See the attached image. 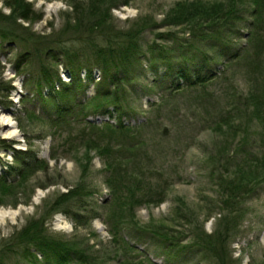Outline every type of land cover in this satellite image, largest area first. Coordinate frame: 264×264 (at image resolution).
<instances>
[{
    "label": "rangeland",
    "instance_id": "rangeland-1",
    "mask_svg": "<svg viewBox=\"0 0 264 264\" xmlns=\"http://www.w3.org/2000/svg\"><path fill=\"white\" fill-rule=\"evenodd\" d=\"M28 1L43 18L18 20L28 28L23 40L0 36V117L10 123L0 127V242L40 223L42 233L70 242L93 264H213L194 236L215 230L225 235L230 228L224 239L227 264H264V29L254 38L256 18L264 19L261 4L79 0L85 13L78 23L70 7L74 0ZM0 10L9 12L3 0ZM96 19L104 22L92 28ZM111 27L126 30L142 54L123 104L124 118L140 126L128 148L97 142L92 127L83 125L89 104L75 123L53 125V105L34 83L36 66L20 72L16 67L17 56L35 40L62 39L84 53L94 45L77 42L79 32L97 38V30ZM203 35L223 40L211 46L209 37L203 39L193 52L198 58L186 64L196 68L207 53V65L226 62L224 73L205 86L166 91L172 71L185 69V62L175 58L172 71L165 63L153 71L150 48L176 51V45ZM232 48L242 53L228 62L230 55L223 54ZM93 91L89 86L78 97ZM102 117L89 116L97 124ZM237 165L245 171L233 178ZM68 190L75 196H61ZM61 198L67 202L58 204ZM160 232L173 234L178 244L168 246ZM19 248L0 243V264H32Z\"/></svg>",
    "mask_w": 264,
    "mask_h": 264
},
{
    "label": "trees",
    "instance_id": "trees-1",
    "mask_svg": "<svg viewBox=\"0 0 264 264\" xmlns=\"http://www.w3.org/2000/svg\"><path fill=\"white\" fill-rule=\"evenodd\" d=\"M3 2L9 9L8 13L0 10V36L5 40H23L21 32H23V29L27 30L28 28H25L26 26L22 25L18 21L19 19L30 24L43 18V12L36 10L31 1L3 0ZM257 2L262 6L260 10H264V0H257ZM79 3V0H74L70 3L71 10L75 13L78 23L85 13V10L78 6ZM262 14L263 11H261ZM256 19L257 24H259L254 26L255 39L261 30L264 29L263 16ZM101 21L104 22L101 19H96V23L94 22L92 28L100 27ZM2 22L7 23V25H1ZM95 31H91V33ZM97 31L99 32L98 35H100L97 38L79 32L77 42H81V44L92 42L94 45V48L91 47L88 52L84 53L74 51L78 46H71L72 48H70L68 43L62 39H53L54 43L50 40H45L46 37L42 38L44 40H35L34 44H28L27 48L23 49V52L17 56L16 67L18 72H20L24 67H29L30 63L36 66L37 73L34 76V83L38 86V93L43 100L53 105L52 114L49 115V121L53 125L59 127L63 124L75 123L81 107H84V104H89L92 108L84 116V113L82 114V119L86 122L83 125L89 128L92 127L91 132L95 133L94 136L97 142L100 143L107 140V146H110L114 141V147L128 148V141L134 139L135 132H137L140 126H134L124 118L126 112L123 111V104L126 102L125 96L128 85L136 77L135 72L141 66V50L137 48L136 41L132 42V37L127 35L126 30L111 27V29L106 31ZM207 37L211 40V46L223 40L214 35H203L200 38L197 37L196 42L176 45V51L171 46L160 45L156 47L152 45L149 62L153 71H158V64L160 63H165L167 70L172 71L174 67H172L171 62L175 58H180L185 62H183L185 64L184 67H186L185 69L175 68L174 71L176 72L172 71L170 76L174 77L173 82L165 87L166 91L171 92L172 90L177 91L193 86H205L211 79L224 73L223 71L227 67L226 62H216L215 67L207 65L212 59L207 56V53L202 54L203 63L196 68H192L186 64L188 61H194L198 58L193 52L202 48L200 46L202 45L201 41ZM24 40L28 42L30 39L25 38ZM77 42H73V44ZM258 43H255L257 49ZM241 53V50L234 49L233 51L232 48L231 50L228 49L227 53H224L223 56L227 57L230 55L228 59V62H230L234 58L240 57ZM256 54L260 55L259 51H256ZM61 55L63 56L62 60L60 58ZM60 61L64 62H62L63 65ZM59 63L62 65V70L58 69ZM219 64H222L221 68L216 67ZM89 86L92 89L94 88L93 94L84 97L82 95L79 98L78 91L81 90L82 94L86 95ZM91 115L103 116L100 118L101 124H97L96 121L90 119L89 116ZM223 121L226 120L223 119ZM99 146L103 151L107 149V147ZM27 157L29 156L27 155L26 159ZM244 171V167L237 165L233 171V178H235L236 174L240 175ZM126 173L122 171L121 175ZM233 178L231 179L232 183L235 182ZM0 182L5 184L4 180ZM238 189H240V186H237L236 189L233 188L230 194H228L230 195L228 198H233ZM61 196L69 199L75 195L73 191L68 190L62 193ZM65 198H61L57 203L67 202ZM35 225L22 228L13 233L10 238L2 239L0 243L3 246L8 244L18 245L20 247L19 251L23 250L24 252L23 257L25 260L32 264H93L84 251L76 248L59 236L50 237L46 233H42L40 223L37 226ZM222 232L216 230L211 232L202 231L197 232L194 236L195 244L205 251L212 259L213 264H227V260H225L224 239L228 238L230 228H228L225 235H222ZM158 234L168 241V246L171 247L178 244L173 234L165 232ZM30 246H34L38 253H41L40 256L42 257L38 258L37 253L32 252Z\"/></svg>",
    "mask_w": 264,
    "mask_h": 264
},
{
    "label": "bare ground",
    "instance_id": "bare-ground-1",
    "mask_svg": "<svg viewBox=\"0 0 264 264\" xmlns=\"http://www.w3.org/2000/svg\"><path fill=\"white\" fill-rule=\"evenodd\" d=\"M8 125V124H10L8 121H5V120H3V118L2 117H0V127L1 126H3V125ZM6 136H13V134L12 133H10V134H8V135H6Z\"/></svg>",
    "mask_w": 264,
    "mask_h": 264
}]
</instances>
